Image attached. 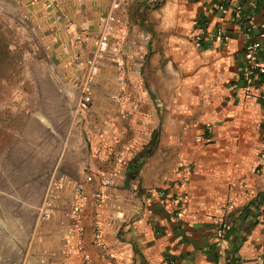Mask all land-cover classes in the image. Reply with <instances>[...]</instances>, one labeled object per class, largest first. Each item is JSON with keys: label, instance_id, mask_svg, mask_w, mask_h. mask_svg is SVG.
Instances as JSON below:
<instances>
[{"label": "crops", "instance_id": "0c3cea01", "mask_svg": "<svg viewBox=\"0 0 264 264\" xmlns=\"http://www.w3.org/2000/svg\"><path fill=\"white\" fill-rule=\"evenodd\" d=\"M34 1L67 82L83 78L104 25L108 40L91 103L73 110L68 130L39 120L43 162L21 158L14 179L0 161V264H264V74L250 96L232 87L246 39L231 6ZM240 3L245 20L264 22V0ZM35 139L25 142L34 148ZM104 146L120 160L94 154ZM87 174L78 200L75 185ZM180 183L188 194L176 204ZM228 198L230 228L219 237L215 220ZM78 204L80 218L71 213ZM95 223L105 250L92 242Z\"/></svg>", "mask_w": 264, "mask_h": 264}, {"label": "rangeland", "instance_id": "374dc122", "mask_svg": "<svg viewBox=\"0 0 264 264\" xmlns=\"http://www.w3.org/2000/svg\"><path fill=\"white\" fill-rule=\"evenodd\" d=\"M33 3L34 0H0V161L9 173L5 175L14 179L22 166L21 158H33L41 163L44 160L42 146L48 135L39 120L48 124L51 121L61 131H67L74 120L73 110L82 106V79L69 83L62 77L65 64L55 62L56 57L51 53L54 48L47 46V34L43 35L35 22L42 16V8L37 9L39 5ZM73 86L79 87V94ZM83 112L78 113L82 126ZM32 136L38 141L34 148L25 142L32 140ZM25 166L24 163L22 167ZM2 181L5 186V179Z\"/></svg>", "mask_w": 264, "mask_h": 264}, {"label": "built area", "instance_id": "2783aa9c", "mask_svg": "<svg viewBox=\"0 0 264 264\" xmlns=\"http://www.w3.org/2000/svg\"><path fill=\"white\" fill-rule=\"evenodd\" d=\"M221 2L229 3L234 13V17L240 19L243 6L240 3V0H221ZM219 8H224L223 5H219ZM243 33L246 39V44L244 47V64L242 65L239 73L237 74L234 82L232 83V87L240 88L246 96H250L255 84L256 79L260 73L264 72V66L260 61V49H261V40L264 39V22L254 23L253 21H248L243 25ZM108 40V26L106 25L99 38L97 40V45L92 53V55L86 61V68L80 83V103L82 105L89 104L92 99L91 89L96 77V73L99 70V64L102 60V53L105 51L107 47ZM201 38H195L196 45L200 46ZM119 50V48H118ZM127 114L125 118L127 119ZM207 130L210 132L212 130V126H208ZM201 138V137H199ZM94 154L106 156V158H110L112 160L119 161L121 158V153L119 150L114 149L109 146H104L95 150ZM93 180L92 174H87L86 178L83 182H78L75 185V193L78 200H83L84 198V183L91 182ZM160 195H164L163 191L159 192ZM188 194L187 187L184 183L179 184V191L173 196L174 202L176 204H181ZM93 197L96 201H100L103 199V193L101 190H97L93 193ZM50 199L46 201V208L42 213L43 217L46 216V209L51 207ZM233 205V200L231 198L226 199L223 206L220 208L219 215L216 218V233L217 235L223 236L230 228V224L226 219V215L228 211L231 209ZM83 209L82 204L76 205L71 213L76 217H81V212ZM92 242L95 247L100 250H105L106 242L104 239V235L102 232V228L98 223H95L92 230ZM107 257H112L109 253L104 252ZM86 262H90L91 259L89 257L84 258ZM167 264H175L174 262H168Z\"/></svg>", "mask_w": 264, "mask_h": 264}, {"label": "trees", "instance_id": "16d2710c", "mask_svg": "<svg viewBox=\"0 0 264 264\" xmlns=\"http://www.w3.org/2000/svg\"><path fill=\"white\" fill-rule=\"evenodd\" d=\"M215 2L217 3V5L219 6V5H223V7H228L230 4L229 3H227V2H221V0H215ZM240 20H241V22H242V25H244V23H246V22H248V20H245L244 19V17H243V13L241 14V17H240ZM198 21V23L199 22H204V19H202V18H200V19H198L197 20ZM1 38H2V34L0 33V40H1ZM200 45H201V43H200ZM262 74H264V72L263 73H260L259 75H262ZM233 252L237 249L235 246H233Z\"/></svg>", "mask_w": 264, "mask_h": 264}]
</instances>
